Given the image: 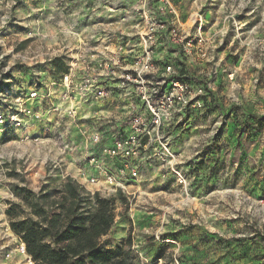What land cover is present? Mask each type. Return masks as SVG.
<instances>
[{"label": "clouds", "instance_id": "obj_1", "mask_svg": "<svg viewBox=\"0 0 264 264\" xmlns=\"http://www.w3.org/2000/svg\"><path fill=\"white\" fill-rule=\"evenodd\" d=\"M38 2L41 7L35 8L33 0H25L28 15L41 12L40 19L24 17L20 21L31 29L30 37H37L27 51L13 52L21 38H0L3 46L0 60L13 53L7 67L0 68V75L18 61L31 65L46 62L53 56L62 55L64 59L45 63L43 69L29 70L34 83L28 89V98L10 102V107L15 106L24 113L23 116L0 112V138L16 137L0 146L3 153L0 155V183L5 185L0 187V196L9 195L5 173L14 168L27 171L38 160L42 165L41 183H51L52 187L59 189V195L53 199L66 204L63 210L52 204V210L65 217L63 227H67L71 216L76 215L70 211L73 201L84 200L80 214L88 219L61 245L67 252L68 264H73L81 255L85 257L83 264H91L87 253L95 248L110 255L109 264H212L213 260L216 264H254L253 258L264 252V187H260L264 184V124L245 127V117L241 113L238 121H232L237 124L236 135H240V128H245L238 144L233 143L227 133L222 135L218 143L223 146V151L217 154L216 167L212 168L205 161L201 169L199 153L205 145L213 143V136L224 122L222 109L206 119L205 113L222 99V94L207 80L194 89L185 84L183 87L177 85L170 93H161L160 86L164 81L145 86L151 82L139 79V88L120 84L121 94L102 92L97 95L90 75L99 80L101 70L87 68V65L93 61L99 65L100 57L91 55L93 49L86 46L94 39L103 42L106 38L101 36L100 26L83 27L80 19L88 15V10L67 8L68 0ZM103 4L104 0H95V8H103ZM246 7L250 8L248 21H231L238 35H242L239 33L242 23L264 17V0H239L218 29L221 42L228 31L226 21ZM44 9H47L46 13ZM92 11L95 15L103 14ZM11 15L5 10L0 29ZM50 26L57 29L58 43L46 38ZM258 27H264V20ZM196 34H199L198 29ZM73 48L79 49V53L74 54ZM73 55L76 63L67 75L72 87L65 88L64 71L57 73V67L68 65L70 62L66 57ZM202 59L212 61L213 53ZM219 59L223 60V57ZM81 67L87 71H78ZM109 67L103 66L104 78L114 75L108 71ZM217 67L219 60L205 69V74ZM140 71L148 69L141 67ZM176 74L174 65L164 73L165 76ZM36 81L43 85L39 90H34ZM21 86L28 87L26 79ZM205 86L213 89V94L192 105L190 119L182 124L187 101L197 95H206ZM0 100L8 102L3 94H0ZM228 102L241 104L239 97L234 95ZM105 104L113 109L106 113L109 119L103 118L105 113L97 115L98 107ZM6 119L9 121L7 126ZM89 119L90 123H78ZM191 120L197 121L199 132L189 127ZM121 122L130 129L126 133L128 139L123 138L118 127ZM34 135L36 139H31ZM38 146L41 154L35 155ZM188 161L192 163L188 164ZM44 175L51 177V181L44 180ZM133 180L135 188L128 193L125 184ZM97 181H103L100 193L104 199L87 191L88 185H95ZM150 189L164 190L171 193L172 198H158L163 211L151 213V221L141 218L133 232V225L126 217L138 207L137 194L143 190L146 197ZM121 190L128 193L126 199L121 198ZM210 190L215 195H207ZM11 199L18 200L16 197ZM197 201L200 210L189 215L188 210ZM149 203L147 199L140 201V205ZM222 214L227 219H222ZM45 227L49 225L45 224ZM50 231L54 238L57 229L50 228ZM166 232L177 236H163ZM209 235L211 239H208ZM244 249H248L246 261L240 259ZM159 250H164L162 256L157 255Z\"/></svg>", "mask_w": 264, "mask_h": 264}, {"label": "rangeland", "instance_id": "obj_2", "mask_svg": "<svg viewBox=\"0 0 264 264\" xmlns=\"http://www.w3.org/2000/svg\"><path fill=\"white\" fill-rule=\"evenodd\" d=\"M132 1L133 0H118V2H109V0H104L103 8H95V0H87V2H84V0H68L67 8L76 10L79 7H83L88 10V15L82 16L80 23L85 28H95L99 25L101 36H103L107 32L117 31L119 27H122L120 21L117 20L118 16L112 13V8L114 6L125 7ZM172 2L177 6L186 29H188L191 24L189 21L190 15L196 12L205 14L207 21L210 22V33L212 35L211 39L213 40L211 42V46L213 47L211 53H213L215 57V62L219 60L218 76L212 79L213 76L205 74L204 70L214 65L213 63L205 61H200L192 64V66H187L186 72L190 76L201 79L202 81L210 78L214 83L213 89L218 90L222 94V99L208 108L204 118L206 119L207 116L213 115L218 109H222L224 122L221 124L216 135L213 136V143L205 145L204 150L199 153L202 159L198 161L201 169L204 167L205 161H208L210 166L215 168L217 154L222 153L223 151V146L218 143L221 136L227 133L232 138L233 143L238 144L240 136H242L245 131V128H240V135H236L237 124H234L232 122L233 120L238 121L240 119V114L242 113L245 117V127L256 125L258 123L264 124V120H262L264 116L260 113L257 114L259 108L262 107L261 105H264V94L262 93V88L264 87V27H258V25L261 24V21L264 20V17H256L250 22L242 23V27L239 28V33H242V35H238L237 30L231 21L232 19L241 22L248 21L249 18L247 13L250 12V8L246 7L241 11L236 12L234 16L229 17L226 21L228 24V31L221 42L218 36V29L223 26L225 23L224 17L229 15V12L235 8V5L239 0H172ZM0 6H2L0 7V20L3 19L5 10L12 13L7 24L4 28L0 29V38H7L10 40L21 38L19 43L13 48V52L27 51L28 46L32 44L37 37H30L28 34L31 29L26 27L25 24L20 21L24 17L28 20L40 19L42 13L32 12L31 15H28L29 8L25 3V0H0ZM32 6L40 8L41 4L38 0H33ZM92 9H94L96 13L102 12L103 14L95 15ZM44 12L46 13L47 9H44ZM252 15L255 16V13ZM89 16H91L90 20ZM46 38L49 41L59 42L55 26L49 27ZM2 48L3 46L0 45V49ZM12 54L13 53H8L3 57V60H0V68L7 67V62L10 61ZM220 57H223V60H220ZM62 59H64L62 55L53 56L46 62H37L31 65L18 61L0 75V94H3V97H5L8 92H12V89H15L16 87L25 88L21 86L25 79L28 85L25 89H29L34 83V78L29 74L30 69H43L45 63H55ZM65 67V65L60 64L57 67V73L65 71ZM231 71H234V76L232 80H229L227 75ZM36 83H39V81H36ZM243 85L247 86L245 87ZM226 93H230L231 95H225ZM246 93L249 95L248 97L246 96ZM233 95L239 97L241 104L237 105L228 102L231 101ZM3 104V100H0V106ZM196 123V120H191L189 127L191 129H196ZM253 130L254 129H250V131ZM185 131L187 132L188 129H185ZM196 132H199V130L196 129ZM34 137L35 135L31 139ZM249 138L251 139L252 137L250 136ZM15 139V136H9L5 139L0 138V146L8 143L9 140ZM2 154L3 153L0 152V155ZM40 154L38 146L35 155ZM13 159L15 160V157H13ZM22 162L23 161H21V163ZM30 163H32V161H30ZM187 163L191 164L192 161H188ZM41 167L42 165L37 160L35 163H32V167L28 168L27 171L14 168L5 173L8 177L6 190L9 195L8 197L0 196V264H32L25 251H20V246L23 247V245L17 236L9 229L5 210L10 203L20 202V196L16 194L15 189L17 186H24L27 189L37 192L43 186L51 185V183H41ZM43 179L51 181V177L47 175H44ZM12 181L18 182L12 183ZM0 187H5V185L0 183ZM90 187L91 186L88 185L87 191ZM126 188L128 189V193H130L134 190L135 183L131 182ZM128 193L122 192L121 198L126 199ZM207 195H215V193L210 190ZM11 197H16L18 200L11 199ZM160 197H163L165 200H171L172 194L164 190L156 191L154 189L148 190L146 197L143 195V190L141 193L137 194L135 200L138 207L131 210L133 214L126 217L128 222L133 225V232H135L137 221L141 220V218L145 221H151L153 219L151 213L163 211L161 204L158 202V198ZM143 199H147L150 203L140 205V201ZM199 210L200 205L197 201L192 205V208L188 210V214L194 215ZM222 219H227V217H224L222 214ZM193 227H195V225H193ZM168 235H171L173 238H176L177 236L176 233L166 232L163 234V236ZM211 238L212 236L209 235L208 239ZM262 239H264V237H262ZM237 243L240 242L238 241ZM247 252L248 249L242 250L240 259L246 261L248 259ZM253 260L254 264L259 263L258 261H263L264 252L258 253L257 257H254Z\"/></svg>", "mask_w": 264, "mask_h": 264}, {"label": "built area", "instance_id": "obj_3", "mask_svg": "<svg viewBox=\"0 0 264 264\" xmlns=\"http://www.w3.org/2000/svg\"><path fill=\"white\" fill-rule=\"evenodd\" d=\"M112 13L118 16L117 20L120 21L122 27H119L117 31L104 34L102 37L106 38L103 39V42L101 39H94L86 46L93 49L91 55L100 57L99 65L94 61L87 65V68H99L101 70L99 80H96L94 75H90L93 87L97 90V95L102 92H111L114 95L121 94L123 89L119 87L120 84L139 88L141 87L139 79L151 82V85L145 86H154L159 81H164L165 83L160 86L161 93L165 91L170 93L176 89L177 85L183 87L187 84L190 89H194L205 83V81L190 76L186 72L187 66L204 61L202 57L213 51L210 22L207 21L205 14L200 12H196L195 15L191 14L189 17L191 24L186 29L177 6L172 0H146V2L145 0H133L125 7L114 6ZM202 21L204 22L202 23ZM197 29L199 34H196ZM181 37L183 38L181 39ZM72 51L74 54L79 53V49L76 48H73ZM67 59L70 63L65 65V69H67L64 71L65 88L72 87L68 83L67 75L76 63L75 55L69 56ZM205 62L215 64V57L212 61ZM105 65H110L108 71L114 74L113 76L109 78L102 76V69ZM173 65L177 69V74L165 76L164 73ZM141 67L148 69V71L141 72ZM87 68L81 67L78 71L83 73L87 71ZM182 70L184 72H181ZM210 76H213L212 79L218 76V67L210 73ZM233 76L234 71L227 75L229 80H232ZM207 83L212 86L214 84L210 78H207ZM42 86V84L36 83V89L34 90H39ZM212 91L213 89L205 86L204 92L206 95H197L187 101L185 121H182V124L190 119L192 115L191 106L196 104L197 101L206 100L207 96L212 94ZM28 95V89L19 87L12 89V92H8L7 96L4 97L8 102L3 100L4 104L0 106V112H4L5 115L23 116L24 113L19 112L15 106L10 107V102L25 100ZM71 95L72 93H69V96ZM173 99L175 100L176 97H173ZM35 110L34 108L33 111ZM111 110L113 109H109L107 104L101 105L97 109V115L105 113L103 118L109 119L106 113ZM84 122L90 123V119L88 121H78V123ZM8 124L9 121L6 119L5 126ZM118 127L121 129L123 138L128 139L126 133L130 129L123 122L118 124ZM49 138L43 137V139ZM33 139H36V137ZM129 143H131L130 140ZM131 182H134V180L126 183L125 188ZM102 184L103 181H97L95 185L89 184L91 187L88 191L101 194L100 187ZM121 191L123 192V190ZM20 251L24 252V247L20 246Z\"/></svg>", "mask_w": 264, "mask_h": 264}, {"label": "trees", "instance_id": "obj_4", "mask_svg": "<svg viewBox=\"0 0 264 264\" xmlns=\"http://www.w3.org/2000/svg\"><path fill=\"white\" fill-rule=\"evenodd\" d=\"M15 189L16 194L20 196V202L10 203L5 214L9 229L22 243L32 264H68L67 252L61 245L69 240L88 219L80 214L84 200L73 201L70 211L76 215H72L67 227H63L65 217L60 212L52 210L53 203L61 210L66 207L65 203L53 199L59 195V189L51 185H45L37 192L24 186H17ZM95 194L99 199H104L99 193L95 192ZM45 224L49 227H45ZM50 228L57 229L54 238ZM87 256L91 264H109L111 259L110 255L102 252L100 248L88 252ZM84 259L85 257L81 255L73 264H83ZM257 264H264V260Z\"/></svg>", "mask_w": 264, "mask_h": 264}, {"label": "crops", "instance_id": "obj_5", "mask_svg": "<svg viewBox=\"0 0 264 264\" xmlns=\"http://www.w3.org/2000/svg\"><path fill=\"white\" fill-rule=\"evenodd\" d=\"M243 86H247V85H243ZM262 90H263V94H264V87L262 88ZM246 96L248 97L249 95L246 93ZM262 107L261 108H259V110H258V112H257V114H261L262 116H264V105H261ZM254 131V130H253ZM256 175V173H253V176H255ZM260 187H264V184H261L260 185ZM163 251L164 250H159L158 252H157V255H159V256H162L163 255ZM223 257H221V259H222ZM241 260H243V259H241ZM258 262H260V261H258ZM212 264H216V262L213 260L212 261Z\"/></svg>", "mask_w": 264, "mask_h": 264}]
</instances>
